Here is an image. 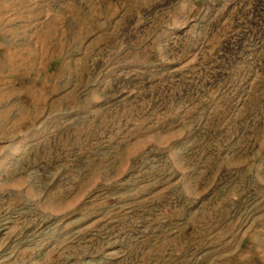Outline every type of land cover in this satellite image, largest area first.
Returning <instances> with one entry per match:
<instances>
[{
	"label": "rangeland",
	"instance_id": "1",
	"mask_svg": "<svg viewBox=\"0 0 264 264\" xmlns=\"http://www.w3.org/2000/svg\"><path fill=\"white\" fill-rule=\"evenodd\" d=\"M0 264H264V1L0 0Z\"/></svg>",
	"mask_w": 264,
	"mask_h": 264
},
{
	"label": "trees",
	"instance_id": "2",
	"mask_svg": "<svg viewBox=\"0 0 264 264\" xmlns=\"http://www.w3.org/2000/svg\"><path fill=\"white\" fill-rule=\"evenodd\" d=\"M264 0H261V2H263Z\"/></svg>",
	"mask_w": 264,
	"mask_h": 264
}]
</instances>
